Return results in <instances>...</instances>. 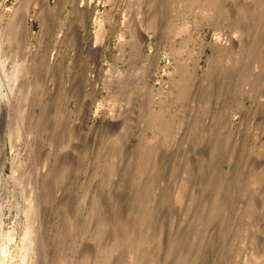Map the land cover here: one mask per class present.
Masks as SVG:
<instances>
[{
  "label": "rangeland",
  "instance_id": "374dc122",
  "mask_svg": "<svg viewBox=\"0 0 264 264\" xmlns=\"http://www.w3.org/2000/svg\"><path fill=\"white\" fill-rule=\"evenodd\" d=\"M42 4L0 0L12 264H264V0Z\"/></svg>",
  "mask_w": 264,
  "mask_h": 264
},
{
  "label": "bare ground",
  "instance_id": "6f19581e",
  "mask_svg": "<svg viewBox=\"0 0 264 264\" xmlns=\"http://www.w3.org/2000/svg\"><path fill=\"white\" fill-rule=\"evenodd\" d=\"M31 1V0H29ZM31 3V2H30ZM43 4H44V7H43ZM43 4L41 6V8L39 9H32L33 12L31 11L30 13H27V14H24V16H22V21L26 20V26H30L32 27V24H30L29 22V18L32 17V18H36L39 20L40 22V27H43L42 25L45 23H43V20H44V15H43V12L45 13V11H49L52 8V4H51V0H43ZM30 5V4H29ZM26 13V12H25ZM1 16V15H0ZM2 18V17H1ZM0 18V19H1ZM34 20V19H33ZM2 20H0L1 22ZM45 21V20H44ZM43 23V24H42ZM19 24L18 26H14V24L12 22L8 23V25L3 29H0V75H4L5 78H6V82H2V78L0 76V104L3 103L4 101V98L8 97V95H10L8 92H11V93H20L19 91H21L22 87L25 86L26 82L27 81V76L29 73H31V65L28 63L26 65H24V63H21L19 65H17L16 63L13 65V69L10 71V72H7L4 70V64L6 63V61L8 60L9 57H6L5 55V52H4V47H6L8 45V47L10 48V46H12V43H16L19 42L16 37L18 38L19 36H17V34L19 33ZM32 35H36L37 32L33 31L30 32ZM16 39V40H15ZM27 63V62H26ZM29 79V78H28ZM25 82V83H24ZM7 83V87L8 88V92L6 91V93H3V87H4V84ZM20 83L23 85L20 87ZM25 87H23L24 89ZM28 88V87H27ZM22 92V91H21ZM21 95V93L19 94ZM15 96V95H14ZM23 111V110H22ZM21 111V112H22ZM20 112V111H19ZM22 114V113H21ZM20 115V114H19ZM22 134V133H20ZM3 160V159H2ZM15 170V169H14ZM17 170V169H16ZM15 172V171H14ZM12 173V172H11ZM16 174V172L14 173ZM14 176V175H13ZM17 177V176H16ZM15 177V178H16ZM20 177V176H19ZM21 182V181H19ZM22 183V182H21ZM20 183V184H21ZM21 186V185H20ZM30 197V196H28ZM30 199V198H29ZM31 203V202H30ZM3 204V203H2ZM0 204V264H12V256H11V251H10V246L9 244L11 243L12 239L10 238L9 234L8 235H4L3 234V205ZM29 207V206H28ZM27 207V208H28ZM31 208V206L29 207ZM28 208V209H29ZM29 211L26 209V212ZM30 212V211H29ZM33 212V211H32ZM34 214V213H33ZM27 216V215H26ZM32 226V225H31ZM30 228V227H29ZM27 230V229H26ZM28 231H30L28 229ZM32 232H28V236L31 234ZM27 234H26V231H25V234L26 235V243H24V247L22 248L23 249V253L24 254H21V261L22 264H32L34 262V258L35 256H37V254H39L38 256L40 257L41 255H43V242L42 240H38V246L37 244L35 243V245L37 246L36 249H34V247L32 246V243L30 240H29V237L27 239ZM32 236V235H31ZM25 237V236H24ZM33 238V237H31ZM30 238V239H31ZM34 241H37V239L35 238ZM34 244V243H33ZM22 245V246H23ZM43 246V247H42ZM70 249V247H67ZM69 249H67L69 251ZM46 250V249H45ZM21 251V250H20ZM70 252V251H69ZM21 253V252H20ZM47 253V252H46ZM45 256V255H44ZM47 256V255H46ZM38 257V258H39ZM47 258V257H46ZM68 260L70 261L71 260V257L68 256L67 258V262ZM73 260V258H72ZM46 261V260H45ZM44 261V262H45ZM47 262V261H46ZM72 262V261H71ZM46 264V263H44ZM58 264V263H57ZM61 264V263H60ZM73 264V263H72Z\"/></svg>",
  "mask_w": 264,
  "mask_h": 264
}]
</instances>
